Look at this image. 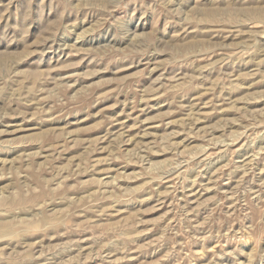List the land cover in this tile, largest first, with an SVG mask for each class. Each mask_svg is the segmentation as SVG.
<instances>
[{
    "label": "rangeland",
    "instance_id": "obj_1",
    "mask_svg": "<svg viewBox=\"0 0 264 264\" xmlns=\"http://www.w3.org/2000/svg\"><path fill=\"white\" fill-rule=\"evenodd\" d=\"M0 264H264V0H0Z\"/></svg>",
    "mask_w": 264,
    "mask_h": 264
}]
</instances>
